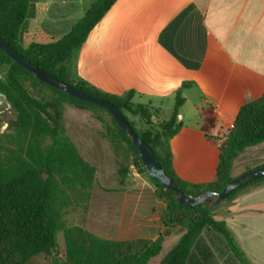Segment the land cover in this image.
Here are the masks:
<instances>
[{
    "label": "crops",
    "instance_id": "1",
    "mask_svg": "<svg viewBox=\"0 0 264 264\" xmlns=\"http://www.w3.org/2000/svg\"><path fill=\"white\" fill-rule=\"evenodd\" d=\"M43 4L36 1L34 18ZM45 4L47 15L52 3ZM63 65L74 84L113 96L134 91L133 102L151 108L155 127L169 120L181 93V126L162 143L178 178L197 191L216 180L218 142L233 129L241 107L264 95V0H117ZM63 124L82 158L96 168L87 209L72 225L105 240L155 241L164 230L167 202L157 197L149 177L131 168L120 177L103 134L75 128L77 143L64 112ZM253 147L264 151V142ZM262 165L264 157L251 169ZM213 213L251 264H264V185L245 189ZM175 241L166 239L164 250Z\"/></svg>",
    "mask_w": 264,
    "mask_h": 264
},
{
    "label": "trees",
    "instance_id": "2",
    "mask_svg": "<svg viewBox=\"0 0 264 264\" xmlns=\"http://www.w3.org/2000/svg\"><path fill=\"white\" fill-rule=\"evenodd\" d=\"M36 1L0 0V37L27 61L57 80L113 103L153 148L165 172L187 195L199 197L206 191L221 192L234 179L232 169L238 155L264 142L263 95L241 107L233 129L219 140L220 165L216 180L192 191L176 175L171 154L162 143L181 126L178 123L179 109L184 102L181 93L177 94L169 120L155 127L151 108L133 102L134 91L113 96L81 83L74 84L63 65L117 0H96L70 32L58 40L24 46V32L28 20L35 17ZM3 70L5 77H0V93L9 101L14 117L0 134V264H28L38 255L50 256V264H251L232 231L224 221L215 220L213 212L245 189L264 185V177L238 188L210 207L207 203L192 208L182 206L174 191L165 189L159 179L147 173L132 141L106 109L51 88L0 49V73ZM65 104L91 111L103 125V135L112 145L120 177H125L134 166L149 177L157 197L166 200L164 230L155 241L105 240L64 220L70 207L87 209L96 178V168L82 158L65 132ZM99 110L111 117V123L99 115ZM127 113L139 117L146 130H137ZM59 233L64 236V260L58 254ZM170 238L176 241L164 250V241Z\"/></svg>",
    "mask_w": 264,
    "mask_h": 264
},
{
    "label": "rangeland",
    "instance_id": "3",
    "mask_svg": "<svg viewBox=\"0 0 264 264\" xmlns=\"http://www.w3.org/2000/svg\"><path fill=\"white\" fill-rule=\"evenodd\" d=\"M44 4L40 6L39 17L29 20L27 27L23 36L24 46H28L33 42H49L53 39H59L70 32L73 26L83 17L86 9L89 7L91 2L96 0H48V3H52L51 8L47 15V4L46 0H41ZM53 9V10H52ZM0 77H5V70L0 73ZM1 109V120H0V134L5 131L9 125L11 119H13L14 114L11 111V107L8 108L5 104L0 106ZM64 115L67 120L73 125H69L67 132L69 136L75 140L77 143L81 141V135L75 131L76 129H81L82 131L88 130L92 133H105L103 125L94 118V114L88 110H80L72 105L65 104ZM99 115H101L106 121L111 123V117L104 111L99 110ZM128 117L134 122L137 130L142 128L137 117H132L127 113ZM80 125L83 128H80ZM160 126V125H158ZM66 132V131H65ZM109 141V140H108ZM262 147V146H261ZM260 147H249L242 152L236 158L234 162V168L232 174L234 176L238 175L240 172L246 170H251V167L261 161L264 157V151ZM114 175L111 176L106 181V184H111L114 182ZM216 197L213 198L215 201ZM215 203H207L206 206L210 207ZM81 207L73 206L67 209L64 214V220L73 224L76 218L79 217V213L82 212ZM97 216V213L95 214ZM58 244V254L61 260H64L65 253V242L62 233L58 234L57 237ZM51 257L48 255H38L28 263V264H50Z\"/></svg>",
    "mask_w": 264,
    "mask_h": 264
},
{
    "label": "water",
    "instance_id": "4",
    "mask_svg": "<svg viewBox=\"0 0 264 264\" xmlns=\"http://www.w3.org/2000/svg\"><path fill=\"white\" fill-rule=\"evenodd\" d=\"M0 49L16 64L21 66L24 70L30 73L33 77L39 81L47 84L53 89H56L70 97L75 99L98 105L106 109L114 118L117 125L124 131V133L130 138L133 145L137 149L142 162L147 170V173L154 178L160 180L162 186L165 189L172 190L177 196L178 202L185 207H196L205 203H219L225 200L232 192L238 188L255 181L261 177H264V166L252 169L243 173L242 175L235 177L223 188L221 192L206 191L199 197H192L185 193V191L178 186L165 172L160 165L157 156L153 148L147 144L140 135L134 130L130 122L121 113V111L111 102L99 98H95L86 92L63 83L56 78L52 77L48 73L41 70L39 67L27 61L22 55H20L14 48H12L4 39L0 37ZM5 104L8 108L11 107L6 96L0 93V106ZM216 197L215 201L213 198Z\"/></svg>",
    "mask_w": 264,
    "mask_h": 264
},
{
    "label": "built area",
    "instance_id": "5",
    "mask_svg": "<svg viewBox=\"0 0 264 264\" xmlns=\"http://www.w3.org/2000/svg\"><path fill=\"white\" fill-rule=\"evenodd\" d=\"M131 169H132L133 171H137L136 168H135L134 166H132Z\"/></svg>",
    "mask_w": 264,
    "mask_h": 264
}]
</instances>
